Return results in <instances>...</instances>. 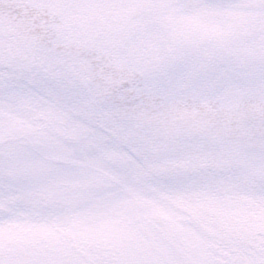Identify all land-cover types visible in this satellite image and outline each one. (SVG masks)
Here are the masks:
<instances>
[{"label": "snow or ice", "instance_id": "obj_1", "mask_svg": "<svg viewBox=\"0 0 264 264\" xmlns=\"http://www.w3.org/2000/svg\"><path fill=\"white\" fill-rule=\"evenodd\" d=\"M0 264H264V0H0Z\"/></svg>", "mask_w": 264, "mask_h": 264}]
</instances>
